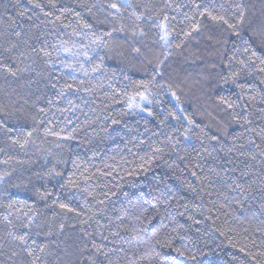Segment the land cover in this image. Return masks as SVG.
I'll return each instance as SVG.
<instances>
[{
    "label": "trees",
    "instance_id": "trees-1",
    "mask_svg": "<svg viewBox=\"0 0 264 264\" xmlns=\"http://www.w3.org/2000/svg\"><path fill=\"white\" fill-rule=\"evenodd\" d=\"M0 264H264V0H0Z\"/></svg>",
    "mask_w": 264,
    "mask_h": 264
},
{
    "label": "snow or ice",
    "instance_id": "snow-or-ice-1",
    "mask_svg": "<svg viewBox=\"0 0 264 264\" xmlns=\"http://www.w3.org/2000/svg\"><path fill=\"white\" fill-rule=\"evenodd\" d=\"M113 7H115V5H113Z\"/></svg>",
    "mask_w": 264,
    "mask_h": 264
}]
</instances>
